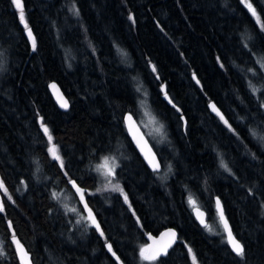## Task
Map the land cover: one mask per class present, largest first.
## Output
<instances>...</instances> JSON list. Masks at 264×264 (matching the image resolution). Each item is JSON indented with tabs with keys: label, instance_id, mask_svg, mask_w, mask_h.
<instances>
[{
	"label": "trees",
	"instance_id": "trees-1",
	"mask_svg": "<svg viewBox=\"0 0 264 264\" xmlns=\"http://www.w3.org/2000/svg\"><path fill=\"white\" fill-rule=\"evenodd\" d=\"M250 2L259 21L242 0H22L37 42L33 51L19 10L12 0H0V178L12 196L8 200L0 191L5 207L0 240L7 252L0 264H20L12 230L32 264H192L186 245L198 264H264V147L249 133L259 127L264 135V109L248 88L249 79L257 88L264 85V70L256 63L257 56H264V0ZM73 3L79 18L69 11ZM246 30L254 37L251 52L243 46ZM248 68L256 69L257 76L241 71ZM133 77L146 97L135 91ZM50 81L66 95L67 110L56 105ZM162 86L180 112L165 99ZM258 96L264 100V91ZM141 100L171 142L160 149L150 141L161 172L167 163L173 165L174 174L166 181L143 162L123 122L127 111L136 120L141 117ZM209 103L216 104L239 139ZM41 119L69 177L87 190L85 200L119 261L95 227L81 235L78 216L65 214L64 203L83 205L47 152ZM213 148L224 154L238 180L219 167ZM105 156L118 158L117 177L142 227L118 192L88 194L103 188L95 168ZM21 179L28 187L18 192ZM52 191L61 199H51ZM189 192L205 210L209 226L218 223L213 198H220L232 231L245 245L243 260L225 234L210 233L198 223L187 203ZM169 226L178 239L168 255L141 261L146 234L157 235ZM219 232L224 233L221 225Z\"/></svg>",
	"mask_w": 264,
	"mask_h": 264
},
{
	"label": "snow or ice",
	"instance_id": "snow-or-ice-1",
	"mask_svg": "<svg viewBox=\"0 0 264 264\" xmlns=\"http://www.w3.org/2000/svg\"><path fill=\"white\" fill-rule=\"evenodd\" d=\"M243 3L246 4V7L248 8L249 12L253 17H255L258 21L260 19L256 8L253 6V4L250 2V0H242ZM12 4L15 6L16 9L19 10V19L20 22L23 24L24 28L26 29L28 39L31 41L32 50L36 51L37 49V42L35 37L33 36L32 30L29 27L28 23L25 20V14L23 10L22 0H12ZM69 11L74 15L75 17L79 18V9L76 8L75 3H73V6L69 9ZM128 19L130 21H133L134 18L131 14H129ZM163 30V29H162ZM261 30L264 31V25L261 26ZM254 37L245 31V33L242 34V40H243V46L244 48H247L249 52H251V48H249V43L252 42ZM89 46L92 48L93 54H95V47L94 45L89 43ZM126 56V53L124 54ZM218 63H220V66L223 68L224 64L221 61L220 57H217ZM256 63L259 65L261 70H264V56H257L256 57ZM4 65V59H3V51H0V70H3ZM130 67V65H129ZM152 71L153 73L157 72V69L155 65H152ZM241 71L246 73H251L253 77L257 76L256 69L254 68H248V69H241ZM159 79V76L156 77ZM193 80L196 81L197 84L200 83V81L197 79L195 73H193ZM134 82L137 83V87L135 88V91L142 96L146 97L147 92L144 89L142 83L138 82L136 77L132 78ZM51 87H55L54 85H50ZM248 88L250 90V93L257 96L259 107L261 109H264V100H259L258 93L261 91H264V85H262L260 88H257L249 79L248 81ZM161 90L164 92L165 99L168 100V103L172 105L173 108H176L177 112H180L181 110L176 106L175 102L171 97L168 96L167 91H165L164 87L162 86ZM142 104L144 103L143 100L140 101ZM62 108L67 109L69 104L67 100H63V102L60 105ZM209 108L211 109V112L215 113L216 116L219 118L220 121H222L227 127L230 132H232L234 135L237 136L239 139V134L235 132V129L232 128L229 121L225 118L223 113H221L220 109L217 108L215 103H209ZM183 118L181 114V119ZM125 120L131 121L132 117L131 115L124 117ZM241 122L246 120V117H239ZM153 122L155 123V119L153 118ZM40 128L43 131V134L45 137H47V143L50 145L47 148V152L50 154L53 161L58 163V167L63 172L65 177H68V183L71 185V189L74 190L75 194L79 196V203L83 205L82 208L77 207H69L67 203L63 204V207L65 209V214L68 212L75 213L78 216V219L76 220V225H79L83 227L84 232L81 233L83 235L87 232V230L91 227H95L96 231L99 233L101 237L105 240V247L107 248L108 252L112 253L114 257H116V260L119 261V257L116 256L115 251L113 250L112 243L109 242L108 238L105 236L104 231L101 228L100 223L96 219V215L93 212L92 208L89 207L88 203L85 200V195L87 190L80 187V185L77 183V180L72 179L69 177V174L66 169L65 162L62 158V156L59 153L58 147L55 145L53 136L51 135L50 129L48 126L43 122V119H41L40 122ZM154 131L159 135L160 142L166 143L168 145L171 144V142L167 139V132L165 130V126L163 124H159ZM250 135L256 139L261 147H264V135L260 134L259 127L258 128H250L249 129ZM213 150L216 152V155L218 157L219 161V167L222 168L229 176L239 179L236 177L235 172L233 169L229 166L228 162L224 159V154L213 148ZM141 152H144V148L141 147ZM248 155H250L251 159L255 160L257 159L256 154L254 152H251L250 150L247 152ZM145 160L147 161L149 167L152 169L153 173L156 174V176L161 181H166L168 177L173 173V165L171 162L164 165V171L161 172L162 165L160 163V160L157 158L155 153L151 152V149H149L148 153H145ZM117 157H109L105 156L102 158V162L98 164L95 168V171L103 178V188H96L95 192L88 193L89 195H95L96 193H99L101 191H110V192H118L120 196L123 198L124 204L128 205L129 211H131L132 216L135 217L136 224L138 226L142 227V223L140 218L137 216L135 210L132 208V205L129 201V197L127 193L125 192L124 188L119 182V179L117 177V169L120 167V164L117 162ZM39 165L37 164L36 171H39ZM205 183H207V179H205ZM28 187L27 181L24 179L20 180V186L17 187V191L26 190ZM243 187V186H242ZM254 185L252 187H249L247 189L248 194L252 195L254 193ZM187 190V189H186ZM0 191H3L7 196L8 200H12V196L8 194V189L3 181L2 178H0ZM50 198L53 200H60L61 194L57 193L55 191H52L50 194ZM187 203L189 206L193 209L194 214L197 216V219L200 221L201 225L210 233L218 234V235H224L226 233L227 237V244L231 248L232 252L237 256L240 257L242 260L245 258V245L236 238V236L233 235L232 230L228 224V221L224 215V209L223 205L221 203V200L219 197L216 198L215 204H216V211L218 215V223L214 226H209L206 222L205 213L201 211V206H198L197 201L193 199L191 192H189V196L187 199ZM261 208L264 209V203L261 204ZM5 211V207L2 201H0V213H3ZM51 211V209L49 210ZM86 212L87 215H84L83 213ZM9 228L12 229V223L11 221H8ZM219 225H223L224 233L219 232ZM162 237H169V241L165 244H163L160 248H157L151 252L147 250L146 247H141L139 250V257L141 261H149V262H156L159 260L161 256L168 255V249L172 247V244L178 239L177 233L174 229H168L167 232L161 234ZM12 242L16 246V254L19 258L20 264H32L31 258L29 256V253L27 250L24 249L23 245L20 243L18 238L15 235V231L12 230V236H11ZM4 241L0 240V258H6L7 252L5 251L4 247ZM187 252L189 256L191 257L192 264H198L197 258L195 253L193 252V249L190 246H187Z\"/></svg>",
	"mask_w": 264,
	"mask_h": 264
},
{
	"label": "water",
	"instance_id": "water-1",
	"mask_svg": "<svg viewBox=\"0 0 264 264\" xmlns=\"http://www.w3.org/2000/svg\"><path fill=\"white\" fill-rule=\"evenodd\" d=\"M50 85H54L55 87H51ZM47 87H48V90L51 93L56 105L58 106V108L61 109V110H67L69 108V106H68L67 109L62 108L60 106L61 103L63 102V100H67L68 101V99H67L66 95L64 94V92L62 91V89L60 88V86L58 85V83L56 81H50L48 83ZM68 104H69V101H68ZM129 115H131V117H132L131 121L125 120L124 117L129 116ZM123 122H124L128 137H129L133 147L135 148L137 153L140 155V157L142 158L143 162L149 167L147 161L145 160V153H148L149 149H151V152L155 153L157 158L159 159L157 152L153 148L150 140L148 139V137L146 136V134L144 133V131L142 130L140 125L138 124L136 118L134 117V115L130 111H127V112L124 113ZM141 147L144 148V152L143 153L141 152ZM217 197L218 196L216 195L213 198L214 199V204H215V201H216ZM221 203H222V201H221ZM223 209H224V207H223ZM200 210L205 213V217L204 218L206 219V222H207V214H206L205 210L203 208H201ZM215 210H216V204H215ZM192 211H193V209H192ZM216 213H217V211H216ZM193 214H194V212H193ZM224 215L226 217L225 212H224ZM194 217L198 221V223L201 225L200 221L197 219V216L195 214H194ZM226 219H227V217H226ZM227 221H228V219H227ZM228 224H229V226L231 228V225H230L229 221H228ZM221 226L223 227V225H221ZM168 229H174L176 231L177 235H178L177 230L174 227H172V226L164 228L157 235H152L150 233L146 234V239H147L146 248H147V250L149 252H151V251H153V250H155L157 248H160L163 244H165V243H167L169 241V239H170L169 237H166V236L162 237L161 236V234L167 232ZM223 230H224V228H223ZM231 230H232V228H231ZM232 233L235 236L233 231H232ZM225 237H226V233H225ZM226 240H227V237H226ZM174 244H175V242L172 244V246ZM15 248H16V246H15ZM169 249H168V251H169Z\"/></svg>",
	"mask_w": 264,
	"mask_h": 264
},
{
	"label": "rangeland",
	"instance_id": "rangeland-1",
	"mask_svg": "<svg viewBox=\"0 0 264 264\" xmlns=\"http://www.w3.org/2000/svg\"><path fill=\"white\" fill-rule=\"evenodd\" d=\"M140 118H137V122L148 137V139L158 148H163V143L160 142L159 135L154 131V129L159 126L158 121L155 119V117L151 114L148 107L143 104L141 107L140 112ZM153 118L155 119V123L153 122ZM100 164V163H99ZM101 181H103V178L100 176ZM142 247H146V244H144Z\"/></svg>",
	"mask_w": 264,
	"mask_h": 264
},
{
	"label": "flooded vegetation",
	"instance_id": "flooded-vegetation-1",
	"mask_svg": "<svg viewBox=\"0 0 264 264\" xmlns=\"http://www.w3.org/2000/svg\"><path fill=\"white\" fill-rule=\"evenodd\" d=\"M223 228V227H222ZM224 231V230H223Z\"/></svg>",
	"mask_w": 264,
	"mask_h": 264
}]
</instances>
